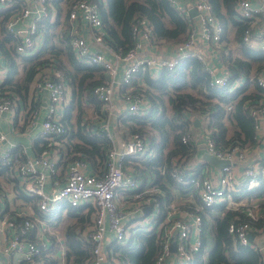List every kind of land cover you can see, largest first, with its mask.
I'll return each mask as SVG.
<instances>
[{"label":"trees","instance_id":"trees-1","mask_svg":"<svg viewBox=\"0 0 264 264\" xmlns=\"http://www.w3.org/2000/svg\"><path fill=\"white\" fill-rule=\"evenodd\" d=\"M79 1L52 0L48 7L49 15L35 21L34 47L27 48L24 53L18 49L22 44L21 35L8 30L9 23L24 12V2L17 0L10 7L0 4V54L6 72V79L0 84V96L10 99L13 105H26L33 84L47 76L55 77L52 71H58L66 95L70 91L62 118L65 133L55 140L63 155L60 165L82 160L100 174L114 144L103 129V123L106 124L109 118L108 113L94 91L106 83L108 71L100 65L79 59L72 47L74 34L70 13ZM88 1L98 4L106 31L105 42L120 58H124L135 45L133 26L137 18H145L151 24L153 34L150 43L155 46L166 44L175 48L187 42L195 25L196 17H183L169 0ZM209 1L215 17L223 26L222 40L213 47H217L226 69L224 73L230 78L226 86L212 85L213 78L206 71L203 61L178 55L175 57L178 64L174 69L163 68L157 75L147 69L135 77L131 86L119 87L123 99L131 95L142 97L144 110L120 115L117 131L123 132L125 142L136 135L146 138L148 149L153 152L150 160L137 157L126 162L127 168L137 173L140 181V187L127 194L126 201L146 203L150 200L147 205L154 211L158 208L161 211L159 219L164 222L174 201L172 190L164 183L166 180L184 193L192 192L197 205L200 204L199 208L192 204L186 206L203 218L202 247L190 264H264L263 252L256 243L244 247L230 232L232 224L239 226L250 223L255 235L264 233V174L259 175V187L247 186L241 189L242 192L233 193L236 202L245 197L258 200L261 216L257 221L248 215L246 207L228 208L229 200L212 209H203L199 189L179 185L171 174L172 169L178 167L183 176L189 179L191 172L184 171L186 164L201 155L194 142V131H191L195 118L206 119L208 126L203 131H208V137L218 150H247L257 144L255 121L250 108L261 102L264 107V88L258 83V78L264 74V52L244 43L246 32L256 30L252 21L239 19L237 7L240 0ZM50 9L57 12L55 17ZM211 64L213 66V62ZM213 68L214 72L218 71ZM236 81L241 85L233 88ZM186 136L190 140L184 143L183 137ZM52 144L41 139L37 144L38 154L49 146L53 147ZM62 144L69 151L67 155ZM17 151L16 148L13 153L18 154ZM19 159L22 161L26 158ZM8 169L0 166V170ZM196 176L203 179L200 173ZM149 177L151 182H148ZM147 187L150 193L144 192ZM24 200L37 207L38 197H24ZM36 210L40 219L53 225H57L66 210L71 222L67 224L64 236L63 264H87L92 261L93 245L83 237V232L92 225L95 210L91 206L75 208L63 203L52 215H43L38 208ZM138 230H132L131 240L127 244H119L115 248L116 264L156 263L163 231H147L148 226L143 231ZM49 239L52 245L42 258L46 264H61V259L54 255L59 248L57 237L49 236ZM209 240H212L213 247L207 253ZM109 264L115 263L110 261Z\"/></svg>","mask_w":264,"mask_h":264},{"label":"built area","instance_id":"built-area-1","mask_svg":"<svg viewBox=\"0 0 264 264\" xmlns=\"http://www.w3.org/2000/svg\"><path fill=\"white\" fill-rule=\"evenodd\" d=\"M15 1L17 0H0V4L10 7ZM34 1L42 8L39 11V18L47 17L49 15L48 7L51 6L52 0ZM169 1L183 17L190 18L192 10H196V18L201 25L203 39L208 44L218 46L223 37V26L215 17L213 6L209 0ZM237 13L240 20L252 21L253 26L261 23L260 26H257L256 33L250 30L246 32L244 43L264 52V0L261 3H254V0H240ZM30 14V8L25 6L22 15L13 19L8 25L10 32L21 35L22 44L18 49L22 53L27 48H33L35 43L33 37L37 31L36 22H33L27 29H17L18 24ZM70 22L74 34L72 47L79 59L100 65L108 71L106 83L96 87L94 94L97 100L105 106L109 116L115 108L114 96L117 88L131 86L135 77L147 69L157 75L163 68L174 69L178 64L175 58L139 57L145 47L144 42H150L152 39L153 28L145 18H137L133 26L134 47L124 58L115 54L116 58L127 65L123 78L118 81L117 69L113 62L103 52L93 51L87 39L81 35V30L87 31L99 45H107L105 42L106 31L98 4L88 0L79 1L70 13ZM196 33L193 25L190 39L175 47L178 55L186 58L196 57L203 61L206 71L213 78L212 85L226 86L230 79L228 74L217 75L211 62L203 55L193 51L194 44H196ZM4 70V62L0 54V73ZM52 73L55 77L47 76L37 80L35 90L39 98H47L51 104L39 138L52 142L53 147L49 146L43 149L35 158L28 157L21 161L18 154L13 153L15 148L4 147L6 138L0 131V166L8 167L13 171L21 184V192L38 197V209L43 215H52L63 203H69L75 208L88 205L95 210L92 225L83 232V237L93 245V259L87 264H109L110 261L116 264L115 248L119 244L125 245L131 240V228L139 222L144 226L143 229L148 226L147 231L155 230L156 233L163 231L160 254L155 264H167L171 257L176 258L175 264H190L194 255L202 247L203 218L201 214L190 213L185 219L167 217L166 223L158 224L156 220L161 213L158 208L154 211L150 221L146 222V220H140L145 214L147 206L145 202L134 203L133 209L127 215L121 211L117 202L120 191L127 195L140 187L138 174L128 169L126 162L137 157H146V160L152 158L153 152L149 151V142L146 138L136 135L119 145L107 132L114 146L108 153L103 172L100 174L86 173L89 166L82 160H75L64 166L65 168H61L60 163L63 161V155L55 140L65 133L62 118L66 103V89L61 82V74L58 71H52ZM258 83L264 88V74L260 75ZM240 85V82L236 81L232 87L236 86L235 88H237ZM125 100L129 102L128 113L136 114L144 110V99L139 95L128 96ZM13 106L10 99L0 96V118L12 114ZM250 113L255 121L258 141L260 133L264 129L262 102L251 106ZM105 125V130L108 131V121ZM206 134L207 152L221 161L230 162V165L221 168L218 179L216 181L210 179L206 172L203 179H199L192 172L187 179L178 167H174L171 174L179 185L194 186L199 189L203 209H212L230 201L232 190L241 191L247 186L250 188L259 187L261 184L259 175L264 174V160L255 161L244 169L242 175H238L235 168L238 163L247 161V150L240 148L231 151L218 150L214 141L208 137V131ZM189 140L188 136L183 137L184 143ZM60 169L66 171L64 182L59 180L53 182L54 187L47 191L46 185L49 178L61 175ZM248 215L255 221L259 218L253 211H249ZM47 228L41 223L38 216L17 211L14 214L7 213L4 196L0 193V233L5 236L3 252L8 257V264H12L14 261L18 264H46L42 257L52 245L47 235L49 232ZM230 232L236 236V241L244 247L254 243L250 238V235L254 233V227L250 223H243L239 226L232 224ZM174 242L177 245L175 255L172 250Z\"/></svg>","mask_w":264,"mask_h":264},{"label":"crops","instance_id":"crops-1","mask_svg":"<svg viewBox=\"0 0 264 264\" xmlns=\"http://www.w3.org/2000/svg\"><path fill=\"white\" fill-rule=\"evenodd\" d=\"M20 1H23L25 6L27 8H30L31 10L30 16L23 19L17 26V29L24 30V29H27L33 22H35L40 17L39 11L42 8L34 0H20ZM261 2L262 0H254V3H261ZM51 11H52L53 17H55V15H57V12L54 9ZM260 25L261 23H258L255 26V30H256L255 33L258 31L256 29L257 26H260ZM194 27L197 33H196V41H195L196 44H194L195 46H194L193 51L203 55L211 63L213 62V66L218 69V71L216 72L217 75L223 74L226 69L224 68V64L220 59V55L218 53L217 47H213L212 44H208L203 39L202 28L197 18H195ZM81 33H82L81 35L87 39L93 51L103 52L107 56V58H109L113 62L114 66L117 69V80L120 81L125 74V69L127 67L126 63L116 58L115 53L112 51V49L108 45H105V44L99 45L97 42L94 41L92 35L88 33L87 31L81 30ZM144 46L145 47L143 51L139 55L140 58H156V59L168 58L170 59V58H175L178 56L176 49L172 45L163 44L161 46H155L151 44L150 42H144ZM5 79H6V72L4 70L2 73H0V84L3 83ZM69 97H70V91L67 92L66 99L68 100ZM114 105H115V108H114L112 115L115 116L114 120H116V122L111 123L109 122V118H108L107 120L108 121V131L105 130L106 125L104 123H103V129L105 132L110 133V135L113 137L114 141L117 144L121 145L124 141L123 134H122L123 132L117 131L116 129L117 121L120 115L128 112L129 102H127L125 99L122 98L119 88L116 89V93L114 96ZM50 106H51L50 101L47 98H39L35 90V83H34L32 86L31 96H30V100L28 101V103L26 105L25 104H20L19 106L14 105L13 106L14 111L12 114L7 115L5 118H0V131L5 135V138H6V140L4 141V147L5 148L12 147L15 149L17 148L18 156L21 159H25L28 157L35 158L39 153L37 149L38 148L37 144L41 142V139L39 138V136L42 132L43 122L45 121L46 116L49 113ZM196 120L201 121L199 126L195 125ZM205 128H207V124L204 121H202L201 118L194 119V127H193L194 134H195L194 142L197 147V152H199V154L201 155L198 154L199 155L198 157H195L189 160L191 164L189 165V167H187L189 163L188 162L186 164V167L190 168L192 166H195L194 167L195 169L203 168V172H206L207 177L216 181L218 177L220 176V171L222 167L220 166L218 167V165H214L210 163L207 157H205V154L207 153V149L205 147L206 146L205 139L207 136H206V132L203 131V129ZM62 148H63L64 153L67 155L69 153L67 147L64 144H62ZM247 154H248L247 161L243 163H238L235 168L236 174L238 175H242L244 172V169L248 165L254 163L256 160L257 161L264 160V129L260 133L259 140L257 141L256 146L252 149L250 148L247 149ZM61 168H65L64 165H61ZM60 170H61V175L55 176L53 178L52 177L49 178L47 185H46L47 191L52 190V188L54 187L53 182L58 181V180L64 182L66 171L64 172V169H60ZM86 173L97 174L98 172H96L95 169L89 166L86 169ZM151 181L149 177L148 182H151ZM164 183L168 185V187L172 190V194L174 196V201L172 202V205L169 208L167 217L172 218V219L174 218L185 219L186 217H188L190 213H193L191 210L186 208L187 205L192 204L198 208L200 207V204L197 205L195 196L192 192L184 193L180 191L177 187L171 186L168 182H166V180H164ZM20 191H21V184L18 181L16 175H14L13 171L11 169L10 170L9 169L0 170V193L4 196L6 206L8 207L7 213L14 214V212L16 211L24 212L23 209H28L26 211L27 214H30L32 216H39L36 210V208H38L37 203H36L37 207L35 208L34 205L31 204L29 201L24 200V197H31V196L23 192L21 193ZM150 191L151 190L149 189V187L144 189V192L146 193H150ZM237 191L239 193L242 192V191L236 190L234 194H236ZM22 194H24V197L22 196ZM244 199H248V197L242 198V200ZM252 200H249V201L251 202ZM241 201L236 202L233 200L234 203L239 205L238 208L246 207L248 211H253L255 214L258 215V217L261 216L260 209H258V212H256L253 209L255 206L251 205L250 202L247 205L241 206L240 205ZM149 202L151 201L150 200L146 201V204ZM129 205H132V204H129ZM259 205L260 204L258 202V206ZM228 208H235V207H228ZM145 209H150V212L148 216H146L145 218L142 217L143 218L142 220H146V222H149L150 218L153 217L154 210L148 205L146 206ZM40 220H43V219H40ZM166 220L164 222L160 221L159 216H158L156 222L158 224H162V223H166ZM133 222L135 221L133 220ZM48 233L49 232H47V235ZM252 234L255 235V231ZM4 237H5L4 234L0 233V262L1 264H8V257L3 252L4 251ZM64 240L63 239L57 240L59 242V248H58L59 250H57V252L55 253L58 256L60 255L62 259H64L65 257L64 256L65 255ZM253 242L256 243L257 247H259L262 250L263 255H264V233L259 232L258 235H255V239ZM212 247H213V242L212 240H209L208 247H207V253L210 252ZM60 248H62V251ZM174 255H175V252H174ZM175 263H176L175 257H171L167 262V264H175ZM12 264H18V263L14 261Z\"/></svg>","mask_w":264,"mask_h":264},{"label":"rangeland","instance_id":"rangeland-1","mask_svg":"<svg viewBox=\"0 0 264 264\" xmlns=\"http://www.w3.org/2000/svg\"><path fill=\"white\" fill-rule=\"evenodd\" d=\"M113 114V112H111V114H110V116L108 115V117H109V122H111V123H114V122H116V120H114L115 119V116L114 115H112ZM112 118V119H111ZM202 121H204L206 124H207V126H208V122L206 121V119H204L203 118V120ZM206 129V128H205ZM191 131H194V129H193V127L191 128ZM112 133H113V131H112ZM206 140V139H205ZM206 144V143H205ZM259 160V159H258ZM257 161V160H256ZM191 164V162H189L188 163V165H187V167H189V165ZM249 166V165H248ZM186 167V168H187ZM195 166H192V167H190V168H188L187 170L188 171H190V172H192V173H194V175L196 176L198 173H200L202 176H204L205 175V172H203V169H195L194 168ZM185 168V169H186ZM186 171V170H185ZM197 177H199V176H197ZM233 193H235V190H232L231 191V200H230V202H229V206L228 207H235V208H233V209H236V208H238V206L239 205H237L236 203H234L233 202ZM126 195L125 194H122L121 193V191L119 192V195H118V204H119V206H120V208H121V211L123 212V213H125V215H127L131 210H132V208H133V206H134V203H135V201L134 200H130V201H126ZM249 200L248 199H244V200H242L241 201V203H240V205L241 206H244V205H247V204H249ZM129 204H132V205H129ZM250 204L251 205H254L255 207L253 208L256 212H258V209L260 208L259 206H258V200L256 199V198H254L251 202H250ZM62 206V205H61ZM30 207V206H29ZM28 209H23V213H25L26 211H27ZM58 213V212H57ZM56 213V214H57ZM26 214H27V212H26ZM30 215V214H29ZM58 215V214H57ZM180 219H182V218H180ZM141 221H142V219H140ZM139 220V221H140ZM69 222H71V220L67 217V212H66V210H64V212H63V218L57 223V225H53V224H50L48 221H43V220H41V223H43L46 227H48L47 229H49V233H48V236H56L57 237V240H60V239H63L64 240V236H65V232H66V226H67V224L69 223ZM92 223H93V219H92ZM143 225L139 222V223H137V224H134L133 226H132V228H131V230H137V229H139L138 231H143L144 229H143ZM136 228V229H135ZM131 234H132V232H131ZM61 249V251H62V248H60ZM64 249V248H63ZM59 250V249H58ZM65 251V250H64ZM54 255H55V253H54ZM57 255V254H56ZM58 256V255H57ZM65 256V255H64ZM58 258H60L61 259V264H63V259H62V257L59 255L58 256ZM105 264H108V263H105Z\"/></svg>","mask_w":264,"mask_h":264},{"label":"water","instance_id":"water-1","mask_svg":"<svg viewBox=\"0 0 264 264\" xmlns=\"http://www.w3.org/2000/svg\"><path fill=\"white\" fill-rule=\"evenodd\" d=\"M191 13H192V15H193L194 17L197 16V12H196V10H192ZM24 36H25V35H24ZM200 123H201L200 120H196V121H195V125H196V126H199ZM205 147H206V146H205ZM205 157H207V159H208V161H209L210 163H212V164H214V165H218V167H219V166H220V167H224V166H226V165H230V162H228V161H221V160H219L218 158H216L215 156H213L212 154H210L209 152H207V153L205 154ZM149 212H150V209H145V214H144L143 218H145L146 216H148ZM250 238H251V241L253 242L254 239H255V235L252 234V235L250 236ZM172 250H173V252H176V250H177L176 242L173 243V245H172Z\"/></svg>","mask_w":264,"mask_h":264}]
</instances>
